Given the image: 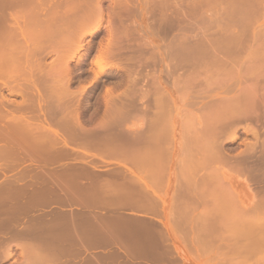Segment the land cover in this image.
I'll list each match as a JSON object with an SVG mask.
<instances>
[{"label":"bare ground","instance_id":"6f19581e","mask_svg":"<svg viewBox=\"0 0 264 264\" xmlns=\"http://www.w3.org/2000/svg\"><path fill=\"white\" fill-rule=\"evenodd\" d=\"M34 1H36V0H0V8L1 7H3V8L4 7H11V8L13 7L15 9V13L13 12L14 14H10V15H8L7 13H6L7 14L6 15V14H4V12L2 13V11H0V162H3L2 160L9 161V160H14V159H15L14 161H16V159L25 160V159H21V157H20L21 154H24V156L31 154V157L29 156L27 159H29V158L31 159L33 156L32 154H38V155L43 154L45 156V153L46 154L51 153V157L53 156L54 153L57 155L58 154L59 155L64 154L65 155L64 157L66 158L67 153L70 152L72 155V153L74 152L73 151L74 149L72 148L73 146L71 147V145H70L71 144L70 141H69L70 144L67 145L68 143L66 144L64 139L60 138L58 136V134L54 133L55 136H53V134L51 133L53 131L50 129V127L41 126L42 125L41 122H40L41 124L40 123L35 124L33 122L35 118L31 119L32 118V111L34 109H32V111H31L30 108H31V106L32 107L35 106V99H37V98L41 99L42 96L44 97L43 104H44L45 110L42 109L44 111L43 112L40 108L39 103H38L37 107H38L39 111L37 113H41L42 116H44V113H45V116H46V114L48 115L47 116L48 119H46V120L41 119L43 122L46 121L51 126H54V124H55V126H58L59 128L62 127L63 130H66L67 132L69 130H71L72 127L73 128L78 127V128H80V132H82V135L84 132L83 130H86L89 133L84 132L85 135H83V138L85 136H87L86 134L90 135V130H92V129H90V127H89L90 130L88 129L89 131L87 130L88 127L86 129H82L84 126L81 127V124L83 122L80 121V105H81V103H79L80 98L78 96L81 97L80 93L82 92L84 87L80 88L77 92H76L77 89L75 91L73 90L72 92L69 91V88H70L69 86H70V82H71V73H73L72 69L69 66V62H71L70 60L75 58L77 53L84 51L82 53V55L77 58V62H76V64H77L76 68H77L78 65L80 66L81 64L84 63L85 58L87 57V55H89V51L91 50L90 43L87 47H84V45L81 44V42L83 41V36L86 33V31H84L85 30L84 28L89 23H91V24L94 23L96 26V29L93 32L88 33L91 36V39L94 40L96 38V33L99 32L97 28H100L102 26L103 22H105V24H104L105 25L104 27L106 29L105 30L106 31L105 32L106 33L105 39H99V41H98V47H97L98 48V51H97V57H98L97 59L98 60L101 58L105 59V57H107L105 60H107V61L112 60L113 61V60L119 59L123 55L126 56V54H127V56H126V57H128V59L126 58L127 61L129 59L130 60L134 59L133 62H136L138 64L139 62H137V61H139V59L140 60H144V59L150 60L152 58H154V59L156 58L154 56L155 53H154V49H153L155 47H152L153 41L150 40V41L143 42L144 40H141V38L144 37L141 35L143 33L141 32V34H140V30L138 29V25L134 21V19L136 18L135 16L139 12L138 9L141 6V5L139 6V4L137 2L138 0H108L107 3H109V5L106 9L103 8V5H102L103 0H51V1L49 0V3L51 2L50 5L47 6L46 9L43 8V9H39V10H38V8H41L40 7L41 5L38 6L37 2H34ZM194 1H193V3H194ZM33 2H34V4H33ZM150 2H151V4L148 3V6L150 5V7H148L149 12L150 13L154 12L155 7H157L158 11L160 13V16L158 19V30H157L160 32V34L168 35L173 29V23H175L176 21H178L179 23H182V24L187 22V23H185V24H187V28H185L186 27L185 25H184L185 26L184 28H178L177 27L178 28L177 36H178V39L180 40V41L179 40L177 41L178 45L175 43L176 46L175 47L172 46L171 48L166 46L167 47L166 52L170 53L172 51L173 55H176V57L180 59L181 64H182V65H180L181 68L184 70V72H185V70L188 71L187 72L188 75L190 74L189 76L187 75L188 78H187V76L185 77L189 81V86L192 83V82L190 83L189 79H191L192 81L193 80L198 81V77H199V81L202 80L204 88H205V93L207 94V97H206L207 100L204 103V106L202 108V111H201L202 116L200 117L201 119L199 121L200 124L202 123V127H201V125H200V127L203 129V133H202V130H200L202 134L199 133V137L200 138L202 137L203 139H205V142L202 144H199V145L198 144L194 145L191 148L186 149V145H185V148H183V147H181V148L184 151V154L189 156L190 154L192 155L194 153L193 149L197 147L198 148V149L196 148L197 152L200 151V152H202V154L205 153V154H203L205 157H206V155L208 156V158H206V159H209V158L210 159H217V160L221 161V164H222V162L228 163V161L230 162V160H233V159L235 160V158L238 157L237 161L233 160L235 162L233 164H236V165L232 164V166L233 167L236 166V168H237L236 170H237V172H239V174H242V173L245 174V178H246V181L244 180V182H245L244 187L245 188H242L240 190H236L233 188V184L236 183L235 179H232V181L229 180L228 184L231 186L230 187L231 189H229L227 187L228 184L225 185V188L223 186L224 189L220 190V192H219L220 193V199L218 198L221 201H220V203L217 202L219 204L218 205L219 210L217 209V211H218L217 213L219 216L218 218H220V220H221V221H219L218 224L221 223L220 225H222L221 228L223 231L220 233L221 235H223L222 236L223 240H221V241H223V243H224L223 245L225 247V251L223 252L221 250V252H223V255H222L223 264H251L250 261H251V259H253L252 257L254 256V254L256 252H259V251L262 252V250H264V0H199L197 2V4L192 3L193 4L192 6L189 5V8H188L189 12H185L181 16L176 17L177 18L176 21H175V19H173L174 17L172 16L171 1L170 0H159L157 4L155 3V0H153V1L151 0ZM45 3H48V1H46ZM30 4L35 5L34 7H35L36 11H35L34 7H32V6H29L28 9H30V10L27 9V5H30ZM178 4H179V2H178ZM180 4L182 5V3H180ZM44 5H42V6H44ZM145 5H146V3H145ZM36 6H38V7H36ZM31 7L33 8V10H31L32 9ZM24 8L27 9L28 11L25 10ZM174 8L177 9V7H174ZM199 10H200V13L198 12ZM212 14H214V15H212ZM195 15H196V17L193 19V16H195ZM197 15H198V20L196 21ZM199 15L201 17L200 19H199ZM194 20L196 23H198V25H199V23H201L200 26H197L196 23H194ZM199 20H200V22H199ZM182 24L180 25V27L183 26ZM82 32H85V33L83 34ZM15 41H16V43H15ZM17 43H19V45L15 46V44H17ZM28 48H29V51H31V53L23 54L25 52L24 49H26V51H28L27 50ZM173 50H174V52H173ZM49 55H53L55 57L54 58L55 61L53 63H49L51 65L45 66V69H43L42 66L45 64L43 63L42 59H44L46 56H49ZM29 58H30V60H29ZM121 59H123V58H121ZM28 60L29 61L32 60V62H29ZM102 60H101V62H102ZM105 60H104V62H105ZM144 61H142L140 63H144ZM153 62H155V61H153ZM127 63H129V62H127ZM130 63H131V61H130ZM136 63H135V65H137ZM147 63H148V61H147ZM28 65H30V68H31L30 70H32V72H35V73H36V71H34V70H36L38 68V71H37L38 73H36L37 75L35 74L36 77H34V73H32L30 70L27 71L28 70L27 68L29 67ZM125 65L127 66V64H125ZM33 66H35L36 69H34ZM95 66H97V65H95ZM25 67L27 69L26 71L30 72V73H28V76H24V74L26 75ZM41 67H42V70H40ZM97 67L101 68L99 65ZM135 68H137V67H135ZM135 68L133 70H136ZM175 68L177 69V67H175ZM118 69H119V67H118ZM182 69H180V70H182ZM127 70H129V69H127ZM131 70H132V68H131ZM142 70H145V69H142ZM119 71H121V70H119ZM134 73L136 74V71ZM134 73H132V74H134ZM147 73H146V75H147ZM21 74L26 78L22 77ZM129 74L130 73H128V75ZM135 74H134V76H135ZM141 74H142V71H141ZM126 75H127V73H126ZM196 75H198L197 78H196ZM20 76L22 77L23 81H21ZM138 76H140V75H138ZM191 76H193V78L195 76V78L193 79ZM132 77H133V75H132ZM18 78H20V80ZM133 78H135V77H133ZM35 80L42 81V82H44V84L46 83V88L44 89L45 93L41 92L42 93L41 94L39 92L40 90L38 91L35 89V87H34V84L36 83ZM132 81L133 80H131V82ZM49 83H53V86H49ZM194 83L195 82H193L192 84H194ZM197 83L198 82H196L195 85ZM120 84H122V83H120ZM132 84L134 85L136 83H132ZM137 84H136V86H137ZM139 84H140V82H139ZM198 84H201V83L199 82ZM79 86H80V84H79ZM141 86L142 85H140L139 88ZM39 87H40V85H39ZM190 87H191V89H194V88H192V87H194V85L193 86L191 85ZM5 88H7V90L9 88V91H10L9 93H11V91H12V93H17L19 96L21 95V97H25L26 101L24 100V101L20 102L21 104L18 103L19 104V105H17L18 109H17V107H16V109H13V106H16V104L12 105L9 103V101H4V98L1 94L3 89H5ZM110 89L107 90V95H105V96H107V98H106L107 100H105V104H104L105 109H106L105 110L106 115L104 114L105 118H103V120L101 119V121H98L100 123L103 122L104 125L109 120H110L108 122L109 124L111 121L114 122L115 120L125 121L127 118L126 115H128V114H126V112L127 111L130 112V110L132 111V109L137 107L136 105H134V103H135L134 100L131 99L130 97L125 96V98H123V96H122L123 99H119L117 95H120V94H117L114 96L112 93V91L114 89L112 88L113 89V90L111 89L112 91ZM217 89L221 90V92L218 94H212ZM137 90H135V91H137ZM41 91H42V89H41ZM74 92H76L75 95H74ZM125 92H127V91H125ZM142 93H144V92H142ZM133 95L135 97L136 94L134 93ZM141 96H143V94ZM144 96H145V93H144ZM115 97L117 99H115ZM127 97H128V99H127ZM143 98H142V100H143ZM139 99H141V98H139ZM153 99H155V98H153ZM4 102H7L9 104L6 103L7 104L6 105ZM41 102H42V99H41ZM32 103H34V105ZM161 103L162 102H160V100L155 99V100H153L152 104H154V105L157 104L158 108L159 107L161 108L162 107ZM9 105L12 107V108H8L10 110L7 109V107ZM147 106H148V103H147ZM163 107H164V105H163ZM150 108H152V107H150ZM29 109L31 111V116L30 115H28V116H30V117H28L26 115L25 116H15L14 115V112H23V113L28 112V113H30ZM157 110H161V109H157ZM114 111H117V113L115 114ZM153 111H155V110H153ZM144 112H146V111L144 110ZM150 113H152V112H150ZM150 113L147 115H150ZM164 114L166 116V112ZM10 115H11V117H9ZM109 115H110V118L108 120ZM116 115H118V116L116 117ZM131 115L132 114L129 113V117ZM38 116H40V115H38ZM165 116L163 114H161L159 111V112L153 113L152 118H151V116H149L151 118V119L149 118V120H151L150 123H148V121H146V123L150 124V126L153 129L157 126L158 130H155L156 128L154 129L155 131L153 130L152 133L154 135L152 136V138L155 136L156 141L158 143L160 141L161 142L163 141L162 140L163 137L161 138V140L159 139L160 141L157 140V138H160V136L165 135V133L162 135V132H161L160 136L157 137V135H159V133H160V132H158L159 128H163V125L165 123H167L166 120H168L167 119L168 116H166V117ZM106 117H107V119H106ZM5 120L8 121V124ZM152 121H153L152 124L154 126L159 122V124H160L159 128H158V125H156L155 127L153 125H151ZM155 121H157V123ZM100 123H98V124H100ZM115 123H116V121H115ZM117 123H118V121H117ZM162 123H164V124L162 125ZM98 124L96 125V127H99ZM103 124H101V126H103ZM148 124H146V125H148ZM143 125H144V123H143ZM105 127H104V129H105ZM78 128H76V131L79 130ZM121 130L122 129L120 128V131ZM61 131H62V129H61ZM73 131H75V130H73ZM73 131L72 132L70 131V132L74 134ZM101 131H102V129H101ZM200 131H198V132H200ZM63 132H62V134L66 135V133H63ZM115 132H116V130H115ZM145 132H147V131H145ZM155 132L157 135H155ZM73 134H71V135H73ZM78 134H79V132H78ZM229 134H230L232 141L237 140L239 138L240 134H243L246 138L247 137L253 138L250 140H254V141H252V142L246 141L244 143L245 145L243 146L245 148V150L241 149L242 151L244 150L243 153L241 150L237 153V154H240V152H241L242 153L241 157H239V156L234 157L233 156L234 154H232V157H234L232 159L231 154H230L231 147H229L228 149H225V147L222 145V143H220V139L223 136H227ZM67 135L69 137V134H67ZM80 135H81V133H80ZM82 135H81V137H82ZM93 135H94V133H93ZM100 135H102L101 132H100ZM104 135H105V133H104ZM106 135L105 136L102 135L101 137H103V139H104V137H108ZM119 135H121V134H119ZM73 136L70 138H73ZM145 136H146V134H145ZM148 136L150 137V134ZM62 137H63V135H62ZM91 138H93V136ZM96 138H98V137H96ZM142 138H144V136ZM66 139H67V137H66ZM73 139H75V138H73ZM77 139H79V138H77ZM87 139H89V138H87ZM87 139H83V140H87ZM94 139H95V137L93 138V141L91 139H89V141H87V142H89V146H90V141H92V144H94L91 148H95L94 146L98 142L97 140H96L97 141L96 142ZM110 139L118 140L117 137H115V138L110 137ZM122 139H123V137H122ZM125 139H126V137H125ZM136 140H139V137ZM147 140H148V138H147ZM110 141H112V140H110ZM140 141H142V140H139V142ZM151 141H152V139H151ZM151 141L149 139V142H151ZM156 141H154V139H153L151 144H153L155 146ZM99 142H101L100 139H99ZM128 142L125 141L126 144H128ZM142 142H144V141H142ZM164 142H165V140H164ZM83 143H86V142H83ZM107 143H109V142H107ZM110 143H112V142H110ZM118 143H119V141H118ZM136 143H138V141ZM119 144H118V146L117 145L115 146L114 143L112 145H110L111 151H109V152L110 153L112 152V154H113L115 151V154L117 153L116 155L121 154L122 157H119V156H117V157L122 158L124 161L126 159L125 158L126 154L123 155V153L128 154V151L130 153V151L136 152V150L138 151L137 154H141V153H139L141 151H143L142 153L145 152L144 153L145 155L148 154V155H146L147 158L150 156L149 154H152V152L154 151V155L153 156L151 155V156L154 157L155 161H153L151 159L150 160L153 161V163H155L156 161L158 162V160H159V159L156 160L157 157H155L157 155V154H155V152L156 153L160 152L159 150H157L158 148H155L157 151L151 150V149L149 151L146 150V149L151 147L150 144L148 145L145 143L146 144L145 145L142 143L140 145L141 147L137 146V145L135 147L134 144L130 143L128 146L125 145L128 149L124 146V144L123 145L120 144L123 148L122 149L121 146H119ZM159 144H157V145L159 146ZM105 145L106 144L100 145V148L102 146L105 147ZM82 146H84V145L82 144ZM148 146H150V147H148ZM97 147H99V146L96 145L95 150L97 149ZM124 147L127 150H125ZM160 147L161 146H159V148ZM100 148H98V149H100ZM135 148H137V149H135ZM144 148H146V149L144 150ZM164 148H165V145H164ZM103 149L105 150V148H102L101 150H103ZM121 149H122V151H124V150L125 151L121 152ZM161 149H162V147H161ZM91 151H92V149H91ZM96 151H100V150H96ZM117 151H120L121 153L117 152ZM150 151H151V153H150ZM162 151H163V149L161 150L160 154L164 153ZM110 153L109 154L107 153L109 155V157L111 156ZM196 153H194V154L196 155ZM48 154H47V156H48ZM104 154H106L105 151H104ZM129 155H131V154H128V156ZM135 155H131L132 157L130 156L131 162H132L133 156H135ZM145 155H142V156L140 155V156L143 157ZM49 156H50V154H49ZM79 156H80V153H79ZM128 156L126 155V157H128ZM138 156L136 157V159H138L140 157V156L139 157ZM160 156H163V154ZM18 157H20V159ZM34 157H33V159H34ZM42 157L43 156L41 155L40 158H42ZM72 157H73V155H72ZM152 157H150V158H152ZM55 158H57V157H55ZM55 158H53V159H55ZM147 158H146V160H147ZM33 159H32V162H33ZM36 159H37V157L34 160V161H37L36 163H38L42 159L45 160L44 157L40 160L38 159L39 161ZM58 159H59V156L56 160L58 161ZM141 159H140V161H141ZM143 159H144V157H143ZM49 160H50V158H49ZM57 161H55V162H57ZM133 161H135V159H133ZM144 161L145 160H142V162H140V163H142L140 165H143V167H145L143 164ZM147 161H149V160H147ZM151 161H149V164L150 163L152 164ZM160 161L163 162L162 158H160ZM19 162H17V163L19 164ZM44 162L42 163V161H41L42 164H45ZM47 162H48V159H47ZM55 162H54V165H56ZM14 163L16 164V162H14ZM21 163H23V162L21 161ZM48 163H50V162H48ZM225 163H223V164H225ZM2 164L0 165V167L2 166ZM38 164H40V163H38ZM68 164H70V163H68ZM158 164H156V166L157 167L160 166L159 169L161 170L162 164L161 165L160 164L158 165ZM10 165H12V164H10ZM12 166H14V165H12ZM19 166H21V165H19ZM51 166H52V164H51ZM69 166H71V164ZM152 166H154V165H152ZM186 166H187V168L185 170L192 169V168H190L189 164H186ZM74 167H75V165H74ZM77 167L79 169L80 168L82 169V168H85L86 166L85 167H83V166L79 167L78 165H76V168ZM140 167H141V169H143L142 166H140ZM1 168L3 169V166ZM39 168H40V166H39ZM45 168H47V167H45ZM65 168H66V166H65ZM136 168L138 169L139 166H136ZM195 168H197V166ZM23 169H25V168H23ZM51 169L53 170V168H51ZM69 169H71V168L69 167ZM151 169H154V171H155V169H156V171L158 170L155 167L154 168L152 167ZM144 170H146V169H144ZM148 170L151 171L150 169H148ZM160 170L157 172V174L159 172H161ZM235 172L236 171H234V174H235ZM23 173L25 174V172H23ZM56 173L57 172H55V174ZM58 173H59V171H58ZM154 173L156 174V172H154ZM24 174H23V176H25ZM27 175H28V173H27ZM40 175L37 174V176H40ZM44 175H45V173H44ZM218 175H220V174H218ZM151 177H153V176H151ZM80 178H79V180H80ZM26 179H27V177H26ZM59 179H61V178H59ZM33 180H35V179H33ZM39 180H40V178H39ZM22 181L24 182V179ZM109 181L110 180H108V183H109ZM8 182L4 181V183L0 184V189H1L0 191L5 190V192H6V189L8 187L10 188L11 185H12L11 188H14V189L20 188V187H18L20 184L19 182L14 181V183L11 184L10 186L7 185ZM12 182L10 181L9 184ZM221 182H219V183H221ZM131 183H132V181H131ZM59 184H60V182H59ZM110 184H111V182H110ZM110 184H108V185H110ZM13 185L16 187H14ZM28 185H29V183L27 184V186ZM37 185L38 184L36 183L35 187ZM39 185H41V184H39ZM62 185H64V184H62ZM78 185L80 186L81 184H78ZM250 185H254V188L253 187L252 188L255 190L254 191L252 190V192H249V188L251 187ZM24 186L25 185L22 186L24 188V190H25V188H27L26 190H28V187H24ZM41 186H43V185H41ZM217 186H219V185H217ZM22 187L20 189H22ZM80 188H82V187L80 186ZM83 188H84V186H83ZM112 188H114V190L118 191V188H120V186L117 188V185L115 184V185H113V187H111V189ZM122 188H124L125 191L127 190V188L124 186H122ZM140 188H142V187H140ZM20 189L19 190L15 189V190L17 192V191H20ZM124 189H122V191H123L122 193H125ZM44 190H46V189H44ZM61 190L63 191L64 189H61ZM114 190H112V191H114ZM38 191H40V189ZM54 191H52V192L54 193ZM58 191H60L59 188H58ZM143 191H145V190H143ZM120 192H121V188H120ZM120 192L118 191V193H120ZM23 193H25V192H22V194ZM28 193H31V192H28ZM113 193L114 192H112V195H113ZM240 193H242V194L246 193L247 197L242 198ZM18 194H20V193H18ZM32 194H34V193L32 192ZM37 194H36V196L40 195V193L38 195ZM42 194H44V193H42ZM142 194H144V193H142ZM2 195L3 194L0 195V206L1 205L3 206L2 203H5L4 197L6 194L4 196H2ZM58 195H60V194H58ZM110 195L111 194L109 193V196ZM121 196H123V195H121ZM121 196H120V198H122ZM128 196H126V197H128ZM34 197H35V195H34ZM41 197L43 199L44 196H41ZM116 197H117V195H116ZM81 198H83V197H81ZM114 198H113V201L115 200ZM123 199H125V198H123ZM30 200L32 201V199H30ZM74 200H76V199H74ZM24 202H26V201L24 200ZM34 202H36V201H34ZM8 203L9 202L6 201V205ZM38 205L39 204L37 203V207H38ZM9 207H10V205H9ZM3 208L4 207H2V209ZM30 208H32V207H30ZM213 209H214V207H213ZM33 210H36V209H33ZM27 211H28V209H27ZM210 213H212V212H210ZM214 215H217V214H214ZM211 217H213V216H211ZM36 218H37V216H36ZM177 220H176V223H177ZM38 224H41V223H38ZM16 226H18V225H16ZM31 226H33V224ZM40 226H42V225H39L38 227H40ZM26 227H27V225H24V228L26 229L25 231L27 234V231L29 230V228H28L29 226L27 228ZM48 227H49V225H48ZM13 228H16V227H13ZM30 228H32V227H30ZM40 228H42V227H40ZM221 228H219V230ZM21 229H19V230H21ZM111 230H113V229H111ZM29 231H28V233H30ZM42 231H40V232H42ZM46 231L49 233L48 230H46ZM51 232H52V230H51ZM15 233H17L16 230L13 234H15ZM23 233L25 234V232H23ZM72 234H74V233H72ZM86 234H89V232ZM34 235H36V234H34ZM24 236L25 235H23V237ZM36 236L34 237L36 240V244L34 242L35 245L34 244H33V246L31 245V247L32 248L34 247V248L32 249L30 247V249L32 251L33 250H36V251L29 253L30 251L26 247L28 249L27 254H29V257L25 254L28 258L27 264H47L46 259H47L48 255H47V257L45 256L46 254L42 255V251H41V249L43 250V248H44V247L41 248V246L43 244L42 245L40 244V236L41 235L38 234ZM76 236L79 238L80 234H79V236L78 235H76ZM83 236H85V235H83ZM136 236H138V235H136ZM46 237H48V236H46ZM42 238L46 239L45 237H42ZM56 238H54V239H56ZM71 238H72V236H71ZM47 239H49V238H47ZM54 239L51 241L54 242ZM59 240L61 241L62 239H59ZM73 240L75 241V239H73ZM78 240H80V238ZM84 240H85V238H84ZM84 240H82V241H84ZM68 241H69V238H68ZM82 241H81V244H82ZM132 241H133L132 242V247H133L134 239ZM149 241L152 242L153 240L152 241L149 240ZM154 242H155V240H154ZM148 243H147V246H148ZM63 244L61 241L60 245L63 246ZM139 245H141V244H139ZM153 245L155 247V244H153ZM128 246H130V244H128ZM69 248H70V246H69ZM124 248L125 247L123 246V249ZM137 248H139V247H137ZM4 249L5 248H3L1 253L4 252ZM72 249L74 251V248H72ZM43 251H45V250H43ZM46 252H48V251L46 250ZM76 252H77V250H76ZM123 252H126V254H128L127 250L123 251ZM261 252H260V254H262ZM142 253L143 252H141V254ZM149 253H150V251H149ZM57 254L58 253H56L55 256H57ZM61 254H62V252H61ZM129 254H128V257H130ZM137 254H139V253H137ZM256 254H258V253H256ZM3 255L5 258H8V256H9V258L10 257L12 258V256H13L12 253H10V249L8 247L6 248V251L4 252ZM65 255L66 254H64V256ZM67 255H68V253H67ZM150 255H151V253H150ZM156 255H158V254H155V256ZM49 256L51 257L50 254H49ZM60 256H62V255H60ZM259 256L257 257V255H256L257 258H255V256H254L255 260L257 259L259 261V259H260ZM261 256L263 259L261 258L262 260H260L259 263H257L258 261H255L254 259H253V262L252 261L251 262L255 263V264L256 263L257 264H264V255H261ZM68 257L70 259V256H68ZM126 257H127V255H126ZM124 258H125V256H124ZM135 258H136V256H135ZM58 259L59 258H57L56 260L58 261ZM66 259H68V258H66ZM71 259H73V257H71ZM137 259H138V257H137ZM159 259H160V257H159ZM64 264H65V262H64Z\"/></svg>","mask_w":264,"mask_h":264},{"label":"crops","instance_id":"0c3cea01","mask_svg":"<svg viewBox=\"0 0 264 264\" xmlns=\"http://www.w3.org/2000/svg\"><path fill=\"white\" fill-rule=\"evenodd\" d=\"M41 82L42 81H38L40 87L42 89H44V86H45V88H46V84H44V82H42V83ZM37 106L38 105H35L33 107L31 106V108H30L31 111H32V109H34L32 112H34V111L38 112L39 110H38ZM30 109H29V111H30ZM114 113L116 114L117 111H114ZM129 113H130L129 111L126 112V114H129ZM117 116L118 115H116V117ZM126 116L128 117V115H126ZM109 118H110V115L108 117V120H109ZM115 121H116V123H115ZM115 121L114 122L111 121L110 124L107 122V123H105V125L103 124V122H101V123L98 122L100 124H98V123L97 124L102 129V131L99 127H96V125H97L96 124L94 127L90 128L92 130H90L88 128L90 130V135L86 134L88 136V137L85 136L86 138L85 137L83 138V135H85L84 132H87L86 130H83L84 132L82 135V133L80 132V128L76 127L79 129V130L77 129L78 131H76V128L74 127L75 128L74 129L72 127L73 125L71 126L72 129L67 132L66 130H63L62 127L59 128L58 126H55V124H54V127L56 129H58L60 131L62 129L61 132L64 131L63 133H66V135L69 134V137H68V135H67V137L69 139H71L72 141L77 140V138L82 139L81 140L82 143L86 142L83 144H85V145L88 144L87 146L89 147V149H94V150L96 148V145H98L99 147H97L96 150H100V151L95 150L96 152L90 153V155H86V156L83 155L82 156V157H84V159L86 161H92L95 163L94 164L79 163V162H76V159L78 158V160H80V157H69L68 156L65 158L64 157L65 155H61V154L57 155L55 153H54L55 155L52 153L53 154L52 157H51V153H49L50 156L48 153H47L48 156L46 153H45V156L43 154H41L44 157V159L47 157L45 160H43L42 159L43 157L40 158L41 157L40 154L39 155L38 154H32L33 156L31 158V160L33 159L34 156H35L34 159L36 157L39 160L42 159L41 161H43V162L45 161L44 163H45L47 168H42L40 170H37L35 168L26 169L25 174H24L25 176L22 175V177L24 179V185H25L24 187H28V190H26L27 188H25V190H26L25 191L24 188L22 187L23 185H19L18 187H20V188L22 187V189H23L22 190L19 188L20 191H17L20 194H18L16 192V190H19V189L15 188L16 189L15 190L14 188H11L12 187L11 184L14 183L13 178H9L7 180V182L8 181L9 182L13 181V182L10 184L8 182L7 185H9V186L11 185V187L10 188L8 187L6 189V192H5V190L0 191V195L3 194L2 196H4L6 194L4 197L5 203H2L3 206L2 205L0 206V212H1L0 213V224L8 225V226L12 225V224L13 225L23 224V225H27V227L29 226L28 228L30 231L28 229L27 230L31 234L28 233V231L26 234V231H25L26 229L23 226V232H25V234L23 233V235L26 236V237L24 236V240H25L24 244L25 245L27 244L25 246V248L29 245L31 246L33 241L34 242L36 241L34 238L36 235H34V234H37V232H38V234L41 235L40 236V244L41 245L43 244L41 246V248H43V247L45 248V249L43 248V250H45V251H43L41 249L42 255L46 254L45 255L46 257L48 255V257H47L48 260L46 259L47 264H51L52 262H53L52 264H61L62 262H63L62 264H64V262H65V264H111V263L112 264H126V263L127 264H138V263L139 264H200L201 263V252L203 249H202V246L200 244V240L202 239V234L199 231V227H197V225L199 223L198 219L192 220V219L183 217L180 214L179 210L187 207V206H185V202L179 201L176 199L175 196L171 195V189L175 186V183L177 182L175 178L181 177V176H189L190 173H192V169L189 168L190 170H188V169L185 170V168H181L179 171H174V173H171L169 170H167L165 168H161V170H160L159 169L160 166L159 167L156 166V164H158V163L160 164V162H159L160 161V158H159L160 154L155 152V154H157L155 156V157H157L156 160L159 159L158 162L157 161L155 162L156 163L155 164V163H153V161H155L154 157H152L154 155V151L152 152V154H149L150 155L148 157L149 159L146 156L148 154L145 155L144 154L145 152L142 153L143 151L139 152L141 154H137L138 153L137 150H136V152L133 151L134 153L132 151H130V153H129V151H128V154H131V155L136 154L135 156H133V159H135V161H133V159H132V162H131L132 156L131 155L128 156L127 153H123V155L126 154L129 157L128 158L125 155L126 159L125 158L124 159L126 162L122 158H119V157H122L121 154L116 155L117 153L115 154V151L113 154H112V152L110 153L109 152V151H111L110 145H112L113 143L115 146L116 145L118 146L119 143L122 145L124 144V146L125 145L128 146L131 143V144H134L135 147H136V145L140 146L142 143L143 144L146 143L148 145L150 144L151 147L148 146L150 148H148V149L144 148V150L146 149L147 151H149L150 149L156 150L155 148H157V146H158L157 144L162 143L164 141L163 128H159L160 124H159V122L157 123V121H155L157 123V124L156 123L155 124L158 125V128H159L158 132H160V133H159V135H157L155 132V135H157V137H158V136H160L161 132L163 135V136H160V138H157V140H159V139L161 140V138L163 137V139H162L163 141L161 142L159 140L160 141L159 143L156 141L155 136L152 138V136L154 135L152 133L153 130L155 128H156L155 130H158L157 126L155 125L156 126L155 127L152 124L153 121L151 122V125H153L155 127L154 129L150 126V124H148V123H150L151 120H148V123H146L149 125V126L146 125L144 127L147 132H145V130L143 131V127L141 129L134 131V132L125 131V130H123V128H124V125L126 124V122L125 121H119V120H115ZM117 121H118V123H117ZM101 124H103V126H101ZM163 124L164 123H162V125ZM200 125L202 127V123ZM104 127H105V129H104ZM163 127H164V125H163ZM120 128L122 129L121 131H120ZM82 129H86V127L82 128ZM73 130H75V131H73ZM115 130H116V132H115ZM200 130H202V133H203V129L201 128ZM70 131L71 132L73 131L74 134L71 133ZM78 132H79V134H78ZM100 132L103 136H105L107 134L106 136H108V137H104V139H103V137H101L102 135H100ZM51 133L53 134V136H55L54 132H51ZM80 133H81L82 137H81ZM87 133H89V132H87ZM93 133H94V135H93ZM104 133H105V135H104ZM118 133L121 135H119ZM142 133L143 134L145 133L146 136H145V134L143 135ZM202 133L200 132V134H202ZM71 134H73L74 136ZM149 134H150V137L148 136ZM142 135L144 136V138H142L143 137ZM72 136L75 139L70 138ZM92 136H93V138L95 137V139H94L95 141L96 140L98 141V142L96 141L97 143L94 146L95 148H91L94 145V144H92V141H93V138H91ZM96 137H98V138H96ZM110 137H112V138L117 137L118 140L110 139ZM122 137H123V139H122ZM125 137H126V139H125ZM138 137H139V140H142L144 142L140 141L141 142L140 143L139 140H136V139H138ZM87 138L92 140V141H90V146H89V142H87V141H89V139H87ZM147 138H148V140H147ZM83 139H87V140H83ZM99 139L101 142H99ZM149 139H150V141H151V139H152V141L154 139V141H156L155 144L157 146L156 145L154 146L153 144H151L152 141L149 142ZM110 140H112V141H110ZM106 141L109 143H107ZM118 141H119V143H118ZM125 141L126 142L129 141L128 144H126ZM137 141H138V143H136ZM110 142H112V143H110ZM103 144H106L105 147L102 146L100 148V145H103ZM120 144H119V146H121ZM98 148H100V149H98ZM102 148H105V150L104 149L101 150ZM121 148H122V146H121ZM126 148H125V150L128 149V148L127 149ZM122 149H121V152H124L125 150L122 151ZM135 149H137V148H135ZM104 151L106 154H104ZM117 152H120V151H117ZM107 153L108 154L110 153L111 156L109 157V155ZM150 153H151V151H150ZM138 155L139 156L145 155V156H143L144 159H143V157H141V156L139 157ZM29 156L31 157V154H29ZM54 156L57 158L59 156L58 161L71 160V162H68L71 164V166H69L70 164L66 163L65 165H62V166L60 165L61 166L60 167L55 162V161H57L56 160L57 158H55ZM117 156H119V157H117ZM137 156L139 157L138 158L139 160L136 159ZM150 157H152V158H150ZM49 158L52 162L49 160ZM53 158H55V159H53ZM146 158L149 161L153 160V161H151L152 164L151 163L149 164V161H147ZM47 159H48V162H50L52 164V166L50 163L47 162ZM140 159H141V161H140ZM29 160H30V158H29ZM142 160H145L143 163L145 167H143V165H140V164H142V163H140V162H142ZM54 162L56 163V165H54ZM74 165H75V167H74ZM76 165H78L79 167H81V166H83V167L86 166V167L82 168L83 169L82 170L81 168L80 169L78 167L76 168ZM135 165L139 166V168L137 169ZM152 165H154V166H152ZM65 166L67 169L65 168ZM140 166H142L143 169H141ZM69 167L71 169H69ZM152 167L153 168L155 167L158 170L156 171V169H155V171H154V169H151ZM51 168H53L54 171ZM147 168L150 169L151 171H149ZM144 169H146V170H144ZM159 170L161 172H159L157 174V172ZM58 171L60 174L58 173ZM55 172H57L56 173L57 175L55 174ZM154 172H156L157 175ZM27 173H28V175H27ZM44 173H45V175H44ZM37 174L38 175L41 174L42 176L41 175L37 176ZM151 176H153V177H151ZM26 177H27V179H26ZM32 178L35 180H33ZM39 178H40V180H39ZM59 178H61V179H59ZM79 178L81 181L79 180ZM108 180H110L109 183H108ZM131 181H132V183H131ZM27 182L29 183L28 186H27V184H28ZM59 182H60V184H59ZM110 182H111V184H110ZM1 183H3V182H1ZM36 183L38 185L35 187ZM77 183L81 184L80 186L82 188H80V186ZM39 184H41L43 186H41ZM62 184H64V185H62ZM108 184H110V185H108ZM115 184L117 185V188L120 186L121 192H120V188H118V191L120 193H118L117 190H114V188L116 186L111 189V187H113V185H115ZM191 184H193V183H190V185ZM197 184L200 185L201 187L208 188L209 184H211V183L206 179H201L200 181L197 182ZM83 186H84V188H83ZM122 186L126 187L128 191L127 190L125 191V189L122 188ZM14 187H16V186H14ZM140 187H142V188H140ZM58 188L61 192L58 191ZM60 188L64 189V190L62 191ZM37 189L38 190L40 189V191H38ZM44 189H46V190H44ZM122 189H124L125 193H122L123 192ZM112 190H114V191H112ZM143 190H145L146 192ZM52 191H54V193ZM22 192H25V193L22 194ZM28 192H31V193H28ZM32 192L34 194H32ZM41 192L44 194H42ZM112 192H114L118 198L116 197V195L114 193L112 195ZM37 193L38 194L40 193V195H38ZM57 193L60 195H58ZM109 193L112 196L111 195L109 196ZM142 193H144V194H142ZM36 194L38 196H36ZM34 195H35V197H34ZM121 195H123V196H121ZM39 196L40 197L44 196V197L42 199V197L40 198ZM120 196L122 198H120ZM126 196H128L129 198ZM81 197H83V198H81ZM219 197H220V194H219ZM113 198L115 199L114 201H113ZM123 198H125L126 200ZM138 198L139 199L141 198V199L139 200ZM30 199H32V201ZM74 199H76V200H74ZM24 200L26 202H24ZM6 201L9 202L7 205H6ZM34 201H36L39 204L38 207H37V203ZM9 205H10V207H9ZM2 207H4V208L2 209ZM30 207H32V208H30ZM27 209H28V211H27ZM33 209H36V210H33ZM36 216H37V218H36ZM204 219L208 220V216ZM176 220H177V223H176ZM38 223H41V224H38ZM30 224L31 225L33 224V226L35 228L33 226H31ZM47 224L49 225V227ZM37 225L38 226L42 225L40 227H42L43 229L38 227ZM30 227H32V228H30ZM111 229H113V230H111ZM46 230H48L49 233ZM51 230H52V232H51ZM40 231H42V232H40ZM88 232H89V234H86ZM72 233H74V234H72ZM79 234H80V236H79ZM82 234L85 236H83ZM76 235L79 236L81 241L84 240V238H85V240L82 241V244H81V241L78 240L79 238ZM136 235H138V236H136ZM46 236H48V237H46ZM71 236H72V238H71ZM42 237H45L46 239H44ZM47 238H49L50 240ZM54 238H56V239H54ZM68 238H69V241H68ZM53 239H54V242L51 241ZM59 239H62L61 240L62 244L64 243L63 246L60 245L61 241ZM73 239H75V241ZM133 239H134V243H133V247H132V242H133L132 240ZM149 240H151V241L153 240V241L150 242ZM154 240H155V242H154ZM70 241L72 243L73 242L74 243L72 244ZM137 242L141 245H139ZM147 243H148V246H147ZM152 243L155 244L156 248L154 247V245ZM128 244H130V246H128ZM69 246H70V248H69ZM123 246L125 247L124 249H123ZM137 247H139L140 249ZM72 248H74V251ZM125 249L127 250L128 254L130 253L129 254L130 257H128V254H126V252H123V251H126ZM46 250L48 252H46ZM76 250H77V252H76ZM149 251H150L151 255H150ZM61 252H62V254H61ZM141 252H143V253L141 254ZM56 253H58L57 254L58 257L55 256ZM67 253H68V255H67ZM137 253H139V254H137ZM49 254L51 255V257L49 256ZM64 254H66V255L64 256ZM155 254H158V255L155 256ZM60 255H62V256H60ZM126 255H127V257H126ZM68 256H70V259ZM124 256H125V258H124ZM135 256H136V258H135ZM71 257H73V259H71ZM137 257H138V259H137ZM159 257H160V259H159ZM57 258H59L58 261L56 260ZM66 258H68V259H66ZM221 263L223 264V257H222Z\"/></svg>","mask_w":264,"mask_h":264},{"label":"rangeland","instance_id":"374dc122","mask_svg":"<svg viewBox=\"0 0 264 264\" xmlns=\"http://www.w3.org/2000/svg\"><path fill=\"white\" fill-rule=\"evenodd\" d=\"M46 1H48V3H45ZM150 1L149 0H141V1L138 0L137 1L139 6L140 5L141 6L138 9L139 12L135 16L136 18L134 19V21L138 25V29L140 30V34H141V32L143 33L141 35L144 37L141 38V40H144L143 42L150 41V40L153 41L152 47H155L153 49H154V53H155L154 56L156 58L155 59L152 58L150 60L151 61L153 60L155 62H153V61L151 62L150 60H147V59H144L145 61L139 59V61H137L139 63L137 64L136 62H133L134 59H131V60L129 59L127 61V59H128V57H126L127 54H126V56L123 55L119 59H116L113 61L112 60H108V61L105 60L107 57H105V59L101 58L98 60L97 59L98 58L97 57L98 41H99V39H105V35H106V33H105L106 29L104 27L105 22H103V24L100 28H97L99 32L96 33V38L94 40L91 39V36L88 33L93 32L96 29V26L94 23H92V24L89 23L84 28L85 29L84 31H86V33L82 32L83 34L84 33L85 34L83 36V41L81 42V44H83L84 47H87L90 43L91 50L89 51V55H87V57L85 58L84 63L81 64L80 66L78 65L77 68H76L77 58L79 56H81L84 51L77 53L75 58L70 60L71 62H69V66L72 69L73 73H71V82H70V86H69L70 87L69 91L72 92L73 90L75 91L77 89L76 90V92H77L80 88L84 87L82 92L80 93L81 97L78 96L80 98L79 103H81V105H80V121L83 122L81 124V127H83V126L86 128L87 127L88 128L94 127L98 123V121H101V119L103 120V118H105L104 116L106 115V113H105L106 109H105L104 104H105V100H107L106 99L107 96H105V95H107V90H109L110 88L114 89V90L112 89L113 91L110 89L114 96L117 94H120V95H117L119 99H123V98H125V96H128L134 100V102H135L134 105L137 106L132 111H130V114H132V115L129 117V114H128V117H127L128 119L126 118V120H125L126 124L124 125V128H123V130H125V131L134 132L138 129H141L142 127H143V130H145L144 127L146 126V121H148L150 118L149 116H151V118H152L153 113H156L159 111L161 114H163L165 116L164 113L166 112V116H168L169 118L167 117L168 120H166L168 124L165 123L164 127L165 126L166 127L165 128L163 127V131L165 133V135H164L165 142L164 141L163 142L165 144L163 142L159 144V146H161L163 149L162 152H164V153H162L163 156H159V158H162V160H163V162L160 161L161 162L160 165L162 164L161 168H165V169L169 170L171 173H174V171H179L181 168H184V167L186 169L187 168L186 164H189L190 168H192V173H190L189 176H181V177L175 178L177 182L175 183V186L171 189V195L175 196L177 200L185 202V206H187V207L179 210L180 214L183 217L189 218L192 220L198 219L199 223H198L197 227H199V231L202 234V239L200 240V244H201L202 249H203L201 252V263L200 264H221L222 255H223V252L225 251V247L223 245L224 244L223 241H221V240H223V238H222L223 235L220 234L221 232H223L222 228H221L222 225H220L221 223L218 224L219 221H221L220 218H218L219 216L217 213L218 212L217 209L219 208V206H218L219 204L217 202L220 203V200H219L220 199V197H219L220 193L219 192H220V190L224 189L225 185L229 183L228 181L229 180L232 181V179H235V181L237 183V184L236 183L233 184L234 189L240 190L242 188H245L244 187V184H245L244 180L246 181L245 174H243V173L239 174V172H237V170H236L237 169L236 166H234V167L232 166V164L235 163L234 161L238 160L237 159L238 157L235 158V160L233 158L236 156L241 157V154L245 150V148L243 147L245 145L244 143L246 141L252 142L254 140H250V139H253L250 137L246 138L243 134H240L239 138L237 140H233V141L230 137V134L227 135L229 138L227 136H223L222 137L223 139L222 138L220 139V143H222V145L225 147V149H228L229 147H231V150H230L231 157H232V154H234L233 155L234 157H232V159L234 161L230 160V162L228 161V163L222 162V164H221L220 160L210 159V158L206 159V158H208V156L206 155V157H205L203 155L205 153L202 154V152H200V151H198L199 152L198 153L196 150L197 147L193 149L194 153L197 152L196 155L194 153H193L194 155L190 154L189 156L184 154V151L182 150L181 147L185 148V145H186V149H187V148H191L194 145H197V144L199 145V144H202L205 142V139H203L202 137L201 138L199 137V133L201 132L199 121L201 119L200 117L202 116V112H201L202 108L204 106V103L207 100L206 99L207 94L205 93V88H204L202 80L199 81V77H198V81L197 80L192 81L191 79H189L190 83L191 82L192 83L193 82H195V83L200 82L201 83V84L197 83L196 84L197 86L195 85V83L194 84L191 83L190 86L194 85V87H192L194 89H191V87L189 86L188 79L185 78L188 75V73H187L188 71L185 70V72H186L185 73L184 70L180 66V65H182L180 59L177 58L176 55H173L172 51L170 52L171 54L167 53L166 49H167V47L171 48L172 46L175 47L176 44L178 45V43H177V41L179 40L178 36H177L178 28H184L185 26H186L185 28H187V24H185L187 22H185L183 24L179 23L178 21H176V19H177L176 17L181 16L185 12H189V9H188L189 5L192 6L194 3L197 4V2L199 0H195V1L194 0H179V1L178 0H174V1L170 0L171 1L172 16L174 17L173 19H175L176 22L173 23V29L168 35L160 34V32L157 31L158 30V19H159L160 13H159L157 7H155L154 12H152V13L149 12L148 7H150V5L148 6V3L151 4ZM158 1L159 0H155V3L157 4ZM193 1H194V3H193ZM34 2H37L38 6L41 5L40 6L41 8H38V10L43 9V8L46 9V7L49 6L51 3V2L49 3V0H36ZM34 2H33V4H34ZM107 2H108V0H103V3H102L103 8H105V9L109 5V3H107ZM178 2H179V4H178ZM145 3H146V5H145ZM180 3H182V5ZM33 4L27 5V9L29 8V6L34 7L35 5H33ZM42 5H44V6H42ZM38 6H36V7H38ZM174 7H177V9H175ZM27 9H25V10H27ZM34 9H35V7H34ZM28 10H30V9H28ZM31 10H33V8ZM200 10L198 11L199 13H200ZM0 11H2V13L4 12V14L7 13L8 15L15 13V9L13 7L12 8L11 7H4V8L1 7ZM35 11H36V9H35ZM212 15H214V14H212ZM195 17H196V15L193 16V19ZM200 18L201 17L199 15V19ZM197 20H198V15H197L196 21ZM199 22H200V20H199ZM194 23H196L195 20H194ZM181 24L183 26L180 27ZM200 24L201 23H199V25H198V23H196L197 26H200ZM15 43H16V41H15ZM18 45H19V43L15 44V46H18ZM27 50L28 51H26V49H24L25 52L23 54L31 53V51H29V48ZM173 52H174V50H173ZM54 58L55 57L53 55H49V56H46L44 59H42L43 63L45 64L42 66L43 69H45V66L51 65L49 63H53L55 61ZM121 58H123V59H121ZM29 60H30V58H29ZM101 60H102V62H101ZM104 60H105V62H104ZM146 60L148 61V63ZM130 61H131V63H130ZM142 61H144V63H140ZM29 62H32V60ZM127 62H129V63H127ZM135 63L137 65H135ZM125 64H127L128 67ZM95 65H97V66L99 65L101 68H99ZM28 66H29L27 68L28 70L26 69V67H27L26 66L25 71L26 70L29 71L31 69L30 65H28ZM33 67H34V69H36L35 66H33ZM42 67L40 68V70H42ZM118 67H119V69H118ZM135 67H137V68H135ZM175 67H177V69ZM131 68H132V70L134 68L136 70L132 71ZM127 69H129V70H127ZM142 69H145V70H142ZM180 69H182L183 71ZM119 70H121V71H119ZM27 71L25 72L26 75L24 74V76H28V73H30ZM30 71L32 72V70H30ZM34 71H36V73H38L37 72L38 68ZM135 71H136V74L134 73ZM141 71H142V74H141ZM32 73H34V77H36L37 74L35 72H32ZM126 73H127V75H126ZM128 73H130L129 74L130 76L128 75ZM132 73H134L135 76ZM146 73H147V75H146ZM132 75L135 78H133ZM138 75H140V76H138ZM24 76L22 75V77H24ZM188 76H187V78H188ZM197 76L198 75H196V78H197ZM22 77H21V81H23ZM191 77L193 78V76H191ZM24 78H26V77H24ZM194 78H195V76H194ZM18 79L20 80V78H18ZM131 80H133L134 82L133 81L131 82ZM35 82H34L35 83L34 84L35 89L38 91L40 90L39 91L40 93L41 92L45 93V90H44L45 87H44V89H42L41 87H39L38 81L35 80ZM139 82H140V84H139ZM120 83H122V84H120ZM132 83H136V84L138 83V84L136 86V84L133 85ZM79 84H80V86H79ZM140 85H142V86L139 88ZM49 86H53V83H49ZM41 89H42V91H41ZM134 89L135 90L138 89V90L135 91ZM125 91H127V92H125ZM9 92H10L9 88H8V90H7V88L3 89L1 94L4 98V101H9V103L12 105L16 104V106H13V109H16V107L18 109V106H17V105H19L18 103H20L24 100L26 101V98L21 97V95L19 96L17 93H12V91H11V93H9ZM76 92H74V95L76 94ZM142 92L145 93V96H144V93H142ZM220 92H221V90L217 89L212 94H218ZM134 93L136 94L135 97L133 95ZM142 94H143V96H141ZM122 96H123V98H122ZM128 97H127V99H128ZM139 98H141V99H139ZM142 98H143V100H142ZM153 98H155L156 100H160V102H162L161 108L160 107L158 108L157 104H155V105L152 104L153 100H155ZM41 99H42V102H41ZM41 99L40 98L35 99V105H37L39 103L41 110L42 109L45 110V107L43 104L44 97L42 96ZM115 99H117V98L115 97ZM4 103L6 104L7 102H4ZM9 103H7V104H9ZM147 103H148L149 107L147 106ZM32 104L34 105V103H32ZM163 105H164V107H163ZM150 107H152V108H150ZM8 108H12V107L9 105L7 107V109ZM152 109L155 111L157 109H161L163 112L161 110H157L155 112ZM8 110H10V109H8ZM144 110L146 112H144ZM148 112L149 113L152 112V113H150V115H147V114H149ZM37 114L40 116H38ZM14 115L15 116H25V115L31 116V112L30 113H28V112L27 113L14 112ZM30 116H28V117H30ZM47 116H48L47 114L45 116V113H44V116H42L41 113H37L36 111H34V112H32V118L31 119L35 118L33 121L35 124L41 122L42 123L41 126L50 127V129L54 133L58 134V136L60 138L64 139L66 144L68 143L67 145H69L71 143L70 145H71V147L73 146L72 148L74 149L73 150L74 152L72 153L73 157H80V160H81L80 161V160L76 159V162L86 163V164L87 163L94 164L95 162L86 161L84 159V157L82 158V156L83 155H85V156L90 155V153H94L95 150L92 149V151H91V149H89V147L87 145H85L81 142V139L80 140L77 139L75 141H72L65 134H62V132H60V130L56 129L54 126L49 125L48 122H46V121L43 122L42 121L43 119L44 120L48 119ZM9 117H11V115ZM106 119H107V117H106ZM5 121L8 124V121L7 120H5ZM143 123L145 125H143ZM198 131H200V132H198ZM61 134L63 135L64 138L62 137ZM64 135L67 137V139ZM69 141H70V143H69ZM82 144L84 146H82ZM164 145H165V148H164ZM159 146L157 147L158 148L157 150L160 151V152L158 151L160 154L162 149H161V147L159 148ZM241 149H244V150L242 151ZM240 150L242 151V153L240 152V154H237ZM69 153H67L66 157H68V156L72 157L71 153L70 154ZM79 153H80V156H79ZM162 154H160V155H162ZM61 155H64V154H61ZM20 157H21V159H25L26 161L25 160H18V159H16V161H14L15 160L14 159V160H9V161L2 160L3 162H0V165L3 163L2 164L3 169L1 168L2 166L0 167V184H2L1 182L4 183V181H7L9 178H13L14 179L13 181L20 183L19 185H24V182L22 181L23 180L22 175L24 174L23 172H25L26 168L29 169L32 167V168H35L37 170H40V169L46 167L45 164H42L43 161L41 163V161L36 159L39 161L38 163H40L41 164L40 165V164L36 163L37 161H34L35 159H33V162L31 159L30 160L27 159L29 157V155L24 156V154H21ZM20 157H18V158L20 159ZM21 161L23 163H21ZM69 161L71 162V160H63V161H58V163L57 162L56 163H57V165L62 166V165H65L66 163H68ZM14 162H16V164L18 166L19 165H21V166L18 167ZM17 162H19V164ZM223 163H225V164H223ZM10 164H12L14 166L16 165V166L14 167ZM32 164H34V165H32ZM233 165H236V164H233ZM39 166H40V168H39ZM196 166H197V168H195ZM23 168H25V169H23ZM232 169L234 171H236L235 174H234V171ZM218 174H220V175H218ZM201 179H206L211 183V184H209L208 188L201 187L200 185L197 184V182L200 181ZM219 182H221V183H219ZM190 183H193V184L190 185ZM217 185H219V186H217ZM223 186H224V188H223ZM250 186H249L250 187L249 192H252V190L254 191L255 190V189H253L254 185H250ZM227 187L229 189H231L230 188L231 186L229 184L227 185ZM240 194H241L242 198L247 197L246 193L245 194L240 193ZM213 207H214V209H213ZM210 212H212L213 214ZM214 214H217V215H214ZM207 216L209 219L208 220L204 219ZM211 216H213V217H211ZM16 225H18V226H16ZM16 225H11V226L7 225L6 226V225L0 224V228L2 226V228L0 229V264H27V262H28L27 256L29 257V254H27L28 249L30 251L29 253L36 251V250L32 251L30 249L31 246H29V247L27 246L28 249L24 247L25 246V244H24L25 240H24V237L22 235L24 225L23 224H16ZM13 227H16V228H13ZM19 228L20 229L22 228V229L19 230ZM219 228H221V229L219 230ZM15 230L17 233L13 234L15 232ZM36 235H38V232ZM33 244H34V241L32 242V246H33ZM35 244H36V241H35ZM7 247L10 249V253H12V255H13L12 258L11 257L9 258V256H8V258H5L3 255L4 252L6 251ZM3 248H5L4 252L1 253ZM221 250L223 252H221ZM260 252L261 251L256 252L258 254H256V253L254 254L255 258H257L259 255L260 256L264 255V250H262V252H261L262 254H260ZM256 255H257V257H256ZM254 256L252 258L255 260ZM260 256H259V258H260L259 261L263 259L262 256L261 257ZM253 259H251L252 262H253ZM251 261H250L251 264H255V263H252ZM255 261H258V260L256 259ZM259 261L257 263H259Z\"/></svg>","mask_w":264,"mask_h":264},{"label":"flooded vegetation","instance_id":"af4514ba","mask_svg":"<svg viewBox=\"0 0 264 264\" xmlns=\"http://www.w3.org/2000/svg\"><path fill=\"white\" fill-rule=\"evenodd\" d=\"M27 164H28V163H27ZM27 164H26V165H27ZM30 165H31V164H30ZM32 165H34V164H32ZM29 169H30V168H29Z\"/></svg>","mask_w":264,"mask_h":264}]
</instances>
